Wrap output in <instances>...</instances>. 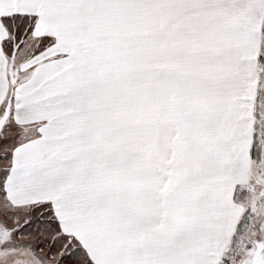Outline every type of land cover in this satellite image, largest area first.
I'll use <instances>...</instances> for the list:
<instances>
[{
	"label": "snow or ice",
	"instance_id": "1",
	"mask_svg": "<svg viewBox=\"0 0 264 264\" xmlns=\"http://www.w3.org/2000/svg\"><path fill=\"white\" fill-rule=\"evenodd\" d=\"M0 264H264V0H0Z\"/></svg>",
	"mask_w": 264,
	"mask_h": 264
}]
</instances>
